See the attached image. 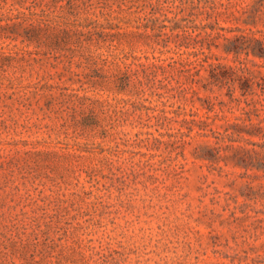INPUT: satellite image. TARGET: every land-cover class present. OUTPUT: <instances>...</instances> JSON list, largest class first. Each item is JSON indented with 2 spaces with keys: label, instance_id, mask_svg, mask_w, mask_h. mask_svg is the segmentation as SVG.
I'll return each instance as SVG.
<instances>
[{
  "label": "rangeland",
  "instance_id": "obj_1",
  "mask_svg": "<svg viewBox=\"0 0 264 264\" xmlns=\"http://www.w3.org/2000/svg\"><path fill=\"white\" fill-rule=\"evenodd\" d=\"M0 264H264V0H0Z\"/></svg>",
  "mask_w": 264,
  "mask_h": 264
}]
</instances>
